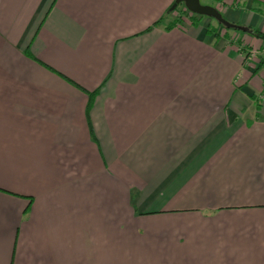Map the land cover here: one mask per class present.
<instances>
[{"label": "crops", "instance_id": "0c3cea01", "mask_svg": "<svg viewBox=\"0 0 264 264\" xmlns=\"http://www.w3.org/2000/svg\"><path fill=\"white\" fill-rule=\"evenodd\" d=\"M175 1L0 0V264H264V42Z\"/></svg>", "mask_w": 264, "mask_h": 264}, {"label": "trees", "instance_id": "16d2710c", "mask_svg": "<svg viewBox=\"0 0 264 264\" xmlns=\"http://www.w3.org/2000/svg\"><path fill=\"white\" fill-rule=\"evenodd\" d=\"M184 13H186V14H184ZM167 16H169L172 19L171 23L167 27V29H170L171 27H174V26H176L178 24L184 25L185 22H187V21L191 22L193 25H197L198 26L199 23H200V20L204 17V16H201V15H197V14L191 13L190 11H188L186 9V7L184 8V10H181V5L177 6L174 10H172V8L168 9V11L166 12V17ZM164 20L165 19H163V18L158 20L147 31H151V30H153V28L163 24ZM220 25H221L220 27H222V28H224L226 30L227 29L230 30L225 25H223L221 23H220ZM244 28H246L247 30L243 31V32H246V33H250L251 32L253 36H255L256 38H258V39H260V40H262L264 42V33L263 32H261L259 30H254V29H252L250 27H244ZM263 66H264V59L260 57V64H259V67L256 69V73H258V71L261 68H263ZM92 96H94V95L92 94ZM92 96H91V98H92Z\"/></svg>", "mask_w": 264, "mask_h": 264}, {"label": "water", "instance_id": "95a60500", "mask_svg": "<svg viewBox=\"0 0 264 264\" xmlns=\"http://www.w3.org/2000/svg\"><path fill=\"white\" fill-rule=\"evenodd\" d=\"M181 4H184L186 9L190 11L191 13L214 18L218 20L219 23L225 25L226 27L230 29H237L240 31L247 30L246 28L242 26H238V25L228 22L226 19H224L223 16L220 15V12L217 9L213 7H209V6H203L200 3V0H176L174 5L172 6V10H174L177 6Z\"/></svg>", "mask_w": 264, "mask_h": 264}, {"label": "rangeland", "instance_id": "374dc122", "mask_svg": "<svg viewBox=\"0 0 264 264\" xmlns=\"http://www.w3.org/2000/svg\"><path fill=\"white\" fill-rule=\"evenodd\" d=\"M200 3L203 5V6H209V7H212L213 3L208 1V0H200ZM185 6L183 4H181V10H184ZM220 15L222 16V13H220ZM205 20H209L211 23H212V26H215V27H219L221 26L220 23L218 22V20L214 19V18H210V17H206L204 16L203 17ZM224 29V28H223ZM226 30V29H225ZM228 30V29H227ZM230 33H235V32H239L241 33V31H237V30H233V29H230L229 30ZM225 33V31L223 32Z\"/></svg>", "mask_w": 264, "mask_h": 264}]
</instances>
